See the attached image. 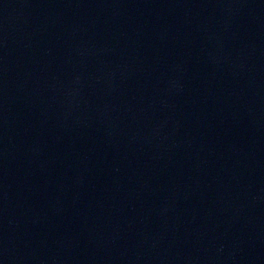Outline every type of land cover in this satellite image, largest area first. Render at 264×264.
<instances>
[{
    "label": "water",
    "instance_id": "1",
    "mask_svg": "<svg viewBox=\"0 0 264 264\" xmlns=\"http://www.w3.org/2000/svg\"><path fill=\"white\" fill-rule=\"evenodd\" d=\"M0 264H264V0H0Z\"/></svg>",
    "mask_w": 264,
    "mask_h": 264
}]
</instances>
